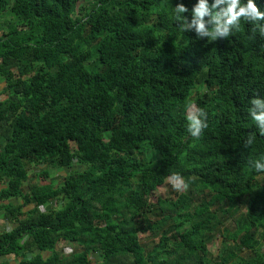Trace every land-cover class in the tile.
Segmentation results:
<instances>
[{
	"label": "trees",
	"instance_id": "16d2710c",
	"mask_svg": "<svg viewBox=\"0 0 264 264\" xmlns=\"http://www.w3.org/2000/svg\"><path fill=\"white\" fill-rule=\"evenodd\" d=\"M176 3L0 0V20L14 19L0 21V211L14 225L0 256L264 264V172L250 164L264 137L247 112L264 97V37L242 20L226 40H197ZM192 105L206 113L199 138ZM170 178L187 187L152 201Z\"/></svg>",
	"mask_w": 264,
	"mask_h": 264
},
{
	"label": "clouds",
	"instance_id": "9594fccd",
	"mask_svg": "<svg viewBox=\"0 0 264 264\" xmlns=\"http://www.w3.org/2000/svg\"><path fill=\"white\" fill-rule=\"evenodd\" d=\"M172 13L176 21L182 22L181 30L193 32L197 40H226L240 27L242 20L251 26L250 31L264 37V6H261L260 0H194L190 8L183 0H177ZM249 104L247 112L255 123L256 134L264 137V97L250 98ZM186 120L188 134L199 138L207 127L206 113L198 109L187 115ZM252 143L251 135L244 140L245 147ZM250 164L256 172H264V158L250 161ZM180 187V182L173 184L177 190Z\"/></svg>",
	"mask_w": 264,
	"mask_h": 264
},
{
	"label": "rangeland",
	"instance_id": "374dc122",
	"mask_svg": "<svg viewBox=\"0 0 264 264\" xmlns=\"http://www.w3.org/2000/svg\"><path fill=\"white\" fill-rule=\"evenodd\" d=\"M13 20L14 19H13L12 15L6 14L5 17H3L0 21H1V24L3 25V27H6V25ZM2 86L3 85L1 84V81H0V87H2ZM196 111H197L196 106L192 105L189 108L188 113L190 115V114L195 113ZM154 157H156V155ZM36 168H38V167H36ZM64 173H65V171H63V170H61V171L56 170L55 172H52V175L54 177H61ZM33 178L34 177H32V179ZM33 181H35V179ZM177 182L181 183V187L179 188V190L173 188V184L177 183ZM184 185H185L184 182L180 179H172V178L167 179L165 184L162 185L161 187H159V189L156 191L155 195L154 194L152 195L151 200L155 201V197L157 195H161L162 197L169 198V199H174V198H176L178 193H180L181 191H183L185 189ZM228 224H232L233 228L235 226L234 220H229ZM139 237L141 238V240L143 242L146 243V245H148V247H152L153 241H155V239H156V237L150 236L149 233H140ZM221 240H222V237H221L220 233H218L214 236L212 242L209 244V248L213 253L216 254L219 252V249L221 246ZM58 248L61 249L62 251H64L65 253H69V252H72V250H76L78 247L77 246H69L68 244H66L64 242H61L58 245Z\"/></svg>",
	"mask_w": 264,
	"mask_h": 264
},
{
	"label": "crops",
	"instance_id": "0c3cea01",
	"mask_svg": "<svg viewBox=\"0 0 264 264\" xmlns=\"http://www.w3.org/2000/svg\"><path fill=\"white\" fill-rule=\"evenodd\" d=\"M14 225L4 217L3 211H0V232L11 230ZM5 261H10V263L16 262V257L14 255L0 256V264Z\"/></svg>",
	"mask_w": 264,
	"mask_h": 264
}]
</instances>
